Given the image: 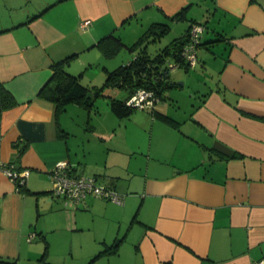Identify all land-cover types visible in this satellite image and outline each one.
<instances>
[{
    "label": "crops",
    "instance_id": "1",
    "mask_svg": "<svg viewBox=\"0 0 264 264\" xmlns=\"http://www.w3.org/2000/svg\"><path fill=\"white\" fill-rule=\"evenodd\" d=\"M194 1L0 0V82L16 100L0 115V164L27 171L18 186L0 167V258L13 262L0 264L30 263L32 250L43 244L49 250L50 232L81 238L85 230H98L99 214L106 220L99 250L117 243L113 257L129 251L116 264L264 261V0H211L207 17L220 18L215 36L201 42L217 41L197 48L193 67L210 60L200 49L212 51L222 41L223 51L212 60L218 61L217 81L186 116L170 113L164 96L151 117L141 109L124 117L134 119L130 124L115 118L107 100L104 116H90L95 103L88 109L91 129L79 138L68 112L79 117L83 106L69 103L61 114L38 96L51 64L72 54L65 71L100 86L108 71L130 60L114 65L116 54L106 56L100 39L113 34L125 44L126 35L116 32L127 24L132 33L143 32L137 20L147 9L164 22L187 7L185 31L190 20L198 22L188 16ZM85 19L90 24L82 29ZM111 91L119 98L121 90ZM59 161L122 192L124 204L92 195L76 204L53 195L49 171Z\"/></svg>",
    "mask_w": 264,
    "mask_h": 264
},
{
    "label": "trees",
    "instance_id": "2",
    "mask_svg": "<svg viewBox=\"0 0 264 264\" xmlns=\"http://www.w3.org/2000/svg\"><path fill=\"white\" fill-rule=\"evenodd\" d=\"M186 9L187 7L181 8L171 15L169 19L174 21L186 20ZM190 21L191 23L181 35L172 38L154 56H151L148 53L145 46L146 41L160 40L170 32V25L167 22H153L150 24L138 39L128 47L129 50L135 52L130 60L117 66L115 69L108 71L104 82L100 86L85 85L80 82L78 76L71 75L65 71L64 67L69 62L70 58L74 56L73 54L55 61L51 64L52 73L48 80L40 87L38 96L54 102L58 112L62 111L69 103H77L86 109H90L97 98L104 96L108 97L110 110L117 118L128 117L135 108L126 105V100L135 93L137 89H148L159 99H162L164 98L163 94L165 89L177 86L176 82L172 81L170 78V66L176 64L178 67H183L184 69L190 67L188 62L182 56V51L185 45L191 40V26L194 23H200L194 22V20ZM203 26L205 29V25ZM204 29L202 33L204 32ZM202 33L199 42L196 44V57L197 48L201 44L205 45L217 41L216 39L201 42ZM98 45L103 46L104 54L110 57L124 44L118 36L109 34L104 36L103 39H100ZM111 88L124 91L126 96L124 98H118L105 95L104 91ZM15 104L16 100L12 93L0 82V115L3 110L12 107ZM159 117L175 126L178 123L167 115L161 114ZM16 146L18 145L16 144ZM23 150L24 147H19L20 153ZM117 245V243H114L107 246L95 257L104 253L116 252ZM37 260L38 261L35 263L27 264H52L47 260L44 261L45 259L43 260V257ZM0 263L13 262L0 258Z\"/></svg>",
    "mask_w": 264,
    "mask_h": 264
},
{
    "label": "rangeland",
    "instance_id": "3",
    "mask_svg": "<svg viewBox=\"0 0 264 264\" xmlns=\"http://www.w3.org/2000/svg\"><path fill=\"white\" fill-rule=\"evenodd\" d=\"M139 2V1H137ZM153 11L144 10L141 15L138 16V24L144 25L145 30L150 26V23L153 19L157 17L154 11V9H151ZM211 12L214 10L213 8V2L211 0H195L193 5L188 11V16H192L195 18L198 22L205 25L204 32L202 33V38H208V37H214L213 34V27L217 26V20L219 15L215 13L214 17L208 18L207 16L210 15ZM16 11H13L12 13H15ZM208 18V19H206ZM155 21V20H153ZM156 22V21H155ZM167 22L170 25V32L166 34L164 37H162L160 40L157 41H146L145 46L148 51V53L151 56H154L156 53H158L172 38L179 36L181 33L184 32V29L187 26L186 21H180V22H173L169 20H164V23ZM162 23V22H161ZM131 24H136V20L134 19ZM128 24L124 25L122 29H120L116 34L120 35H126L127 39L125 40V44L120 47L115 52V62L114 65H118L120 59H124L127 61V59H130L133 56L134 51L129 50V46L132 45L133 42H135L138 37L142 34V32H133L131 30H128ZM126 29V31H125ZM142 31V30H141ZM132 39V40H130ZM223 44L222 41H218L214 43V45L211 47L212 51H208L207 48L200 49V51L205 52L207 51V54L210 57V60L204 64L201 68L198 64L197 67H189L188 69H184L182 67H173L170 69V77L172 81L176 82V84H179V86L171 87L164 90V96H168V98H165V102L167 106L169 107V112L172 114L178 115V117L186 116L192 109L193 105H195L198 101V98L200 97V94L207 91L209 85L212 86L213 83L217 81V70H218V61L213 62L212 60L216 59V55H219L220 52L223 50ZM202 48V47H201ZM106 94L113 96V92L110 90L106 91ZM117 96L119 98L124 96V93L122 91H119L117 93ZM108 97H99L95 101V109L92 110L93 114L99 113L101 116L102 109L104 106L106 107ZM103 107V108H102ZM136 109V108H135ZM65 110V109H64ZM64 110L60 111L61 114H64ZM81 113L79 114V117L77 114H74L73 111H69L68 119H74L77 120V124H71V130L75 132L77 137H81L85 132L89 131L87 129H91V120L90 116L88 115V109L82 107ZM135 112H138L137 110ZM146 113L145 111H141ZM147 114V113H146ZM151 117V113H148ZM103 115V113H102ZM66 116V115H65ZM104 116V115H103ZM115 116V115H114ZM116 118V116H115ZM126 119V118H122ZM108 120V119H107ZM134 119L130 117L129 119H126V122H130L132 124ZM73 121V120H72ZM137 122V121H136ZM140 125V124H139ZM141 126V125H140ZM140 130H143L140 128ZM136 129V127L132 126ZM138 130L140 136H146L147 132ZM100 217L99 222L97 221L98 230L94 231H83L81 234V238L79 237H71L69 234H67L65 231H53L50 232L49 235L47 234V241L49 244V250H46V244H43L42 248L40 250H32L34 256H36V259L32 260L30 263H35L38 261L37 259L42 258L44 261H48L52 264H116L115 261H122L124 256L129 252L128 250H121V255H117L113 257V254L110 253H104L101 254L99 257H95L97 253H99V249H102V245L99 243L101 240L100 233L102 230L101 227L106 224V220L101 218V215H98ZM99 236V237H97ZM121 233L118 234V238H120ZM117 238V239H118ZM42 239H37L34 242H38ZM80 241V243H79ZM71 243V245H69ZM80 244V246H79ZM95 259L93 262H91V259ZM42 260V259H41ZM91 262V263H90ZM39 263V262H38Z\"/></svg>",
    "mask_w": 264,
    "mask_h": 264
},
{
    "label": "built area",
    "instance_id": "4",
    "mask_svg": "<svg viewBox=\"0 0 264 264\" xmlns=\"http://www.w3.org/2000/svg\"><path fill=\"white\" fill-rule=\"evenodd\" d=\"M89 24L90 19H85L80 23V27L85 29ZM203 29L204 26L200 23H194L191 26V40L182 51V56L190 67H193L196 63V44L199 42ZM173 67L178 66L173 64L170 69ZM159 100L152 91L139 88L127 98L126 105L136 109L147 110L153 114ZM0 167L7 176L17 182L18 186L24 185L25 177L27 176L26 170H18L13 165L3 163L0 164ZM49 177L51 193L55 196H61L66 201H72L77 204L87 196L92 195L119 205L124 204L125 195L122 192L98 183L95 176L72 173L68 163L65 161L56 162L49 171ZM33 236L34 233L29 234L28 240H31ZM255 264H264V261Z\"/></svg>",
    "mask_w": 264,
    "mask_h": 264
}]
</instances>
